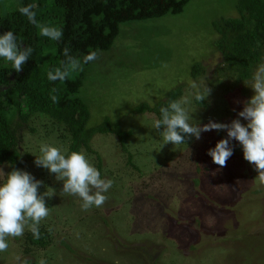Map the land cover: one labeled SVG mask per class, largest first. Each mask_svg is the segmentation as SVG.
Returning <instances> with one entry per match:
<instances>
[{"label": "rangeland", "instance_id": "rangeland-1", "mask_svg": "<svg viewBox=\"0 0 264 264\" xmlns=\"http://www.w3.org/2000/svg\"><path fill=\"white\" fill-rule=\"evenodd\" d=\"M238 2L189 0L179 14L123 23L110 50L70 72L73 79L85 72L78 97L90 111L87 128L109 119L131 131L127 147L139 169L129 163L115 135L96 134L91 146L103 160L99 172L113 185L104 193L108 200L102 207L83 211L79 198L60 194L63 182L55 174L34 163L42 143L67 154L68 134L49 117L34 116L20 132L19 149L28 172L43 181L39 192L47 187L56 191L45 198L49 215L41 221L53 242L26 254V228L23 236L8 238L0 264H39L41 259L46 264H264V185L254 180L257 173L244 160L239 143L231 141L233 155L220 168L207 152L227 138L226 131L212 130L200 140L162 147V137L152 126L158 117L133 113L141 104L157 106L183 86L181 98L190 100L186 107L194 112L191 123L237 118L247 123L237 114L254 94L252 77L260 64L249 80L237 82L223 69V57L214 47L215 23L239 17ZM20 7L21 0H0V14ZM54 57L47 51L43 60ZM195 64L205 69L197 78L191 73ZM206 85L211 94L199 105L194 94ZM81 152L99 170L96 155ZM0 168L8 173L9 165Z\"/></svg>", "mask_w": 264, "mask_h": 264}, {"label": "trees", "instance_id": "trees-1", "mask_svg": "<svg viewBox=\"0 0 264 264\" xmlns=\"http://www.w3.org/2000/svg\"><path fill=\"white\" fill-rule=\"evenodd\" d=\"M188 2L189 0H21V7L35 6L32 10L36 13L39 24L62 30L63 36L59 41L39 35V29L19 9L0 14V35L12 31L21 47L30 46L33 49L19 73L12 69L10 62L0 58V166L8 164V173L13 168L28 172L19 149L22 139L20 132L34 116L44 115L68 134V153L85 149L88 153L95 154L100 172L103 160L91 146L96 134L115 135L123 151L129 155V163L139 169L133 163V155L127 147L131 131L109 119L92 129L87 128L90 111L85 101L78 97L85 72L81 71L75 79L69 76L63 82L49 81L47 74L67 63V57L63 54L65 47L70 50L69 55L81 60V68L89 66L96 60L83 63V57L91 51H98L101 57L103 52L110 50L120 34L121 24L179 14ZM237 7L239 17L224 18L215 23L218 37L214 47L223 57V69L237 82H244L252 77L254 68L264 60V0H239ZM47 51L55 55L49 62L43 60ZM204 72L201 64H195L191 73L193 78H197ZM53 88L56 89L55 92L52 91ZM183 89L181 86L170 91L157 106L141 104L133 113H154L159 119L160 108L167 106L169 101L181 99ZM53 95L58 97V103L52 101ZM197 104L203 105L202 102ZM39 230V239H34L29 230L26 232V254L33 249H45L52 245L49 229L40 224ZM88 241L93 242L91 239ZM64 246L72 255H76L73 248L66 244ZM91 260H88L89 263H92ZM27 262L31 264V261Z\"/></svg>", "mask_w": 264, "mask_h": 264}, {"label": "clouds", "instance_id": "clouds-1", "mask_svg": "<svg viewBox=\"0 0 264 264\" xmlns=\"http://www.w3.org/2000/svg\"><path fill=\"white\" fill-rule=\"evenodd\" d=\"M35 6L28 5L19 8L29 22L39 29V35L53 41H59L63 32L56 27L39 24L36 21V13L32 10ZM69 49L64 48L63 54L67 57V63L62 67L55 68L47 74L49 81L63 82L81 67V60L69 55ZM33 49L29 46L21 47L17 43V37L12 31L0 35V58L10 62L12 69L19 73L22 66L29 60ZM98 51H91L83 57V63L98 60ZM251 89L254 94L244 102L243 109L238 112L241 119H233L230 123H220L209 120L207 124L199 122L191 123L193 113H190L186 105L190 103L187 97L179 100L169 101L167 106L160 108L161 117L153 121V128L157 130L163 140L162 147L172 144L174 147L186 144L195 138L201 139V134L212 130L226 131L227 138L219 140L214 148L208 150L207 154L212 162L220 168L227 166V160L233 155L234 147L232 140L239 143L243 151V158L247 161L257 175L254 180L264 185V63L260 64L252 77ZM193 87H196L193 85ZM56 91L55 88L52 89ZM211 88L207 85L203 90L197 89L194 99L201 103L211 94ZM54 103H58V97H51ZM162 129V130H161ZM173 147V148H174ZM40 154L34 155L35 165L47 169L50 174H55L57 181H62L61 195H71L80 199L81 209L87 211L92 207H102L108 200L107 193L112 187L111 179H102L101 174L82 152L72 151L65 154L60 148L42 143L39 147ZM0 176L6 177L0 182V252L7 251L8 238H17L24 235L27 228L34 239L40 238L39 225L49 215V207L45 198L56 195L55 189L47 187L42 194L39 192L43 181L37 180L27 171L13 168L5 173L0 168ZM20 258L17 257V260ZM23 264H28L25 260ZM39 264H46L41 259Z\"/></svg>", "mask_w": 264, "mask_h": 264}]
</instances>
